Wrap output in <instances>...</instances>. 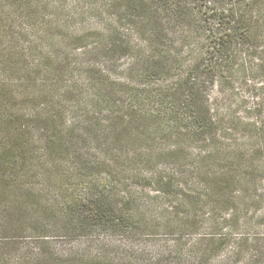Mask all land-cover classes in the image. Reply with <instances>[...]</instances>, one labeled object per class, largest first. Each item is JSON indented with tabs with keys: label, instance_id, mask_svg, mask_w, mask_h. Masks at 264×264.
<instances>
[{
	"label": "trees",
	"instance_id": "1",
	"mask_svg": "<svg viewBox=\"0 0 264 264\" xmlns=\"http://www.w3.org/2000/svg\"><path fill=\"white\" fill-rule=\"evenodd\" d=\"M0 264H264V0H0Z\"/></svg>",
	"mask_w": 264,
	"mask_h": 264
}]
</instances>
